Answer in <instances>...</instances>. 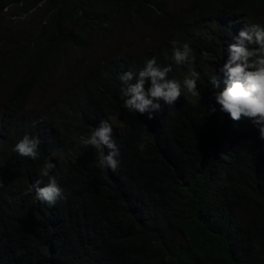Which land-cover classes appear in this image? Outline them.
I'll use <instances>...</instances> for the list:
<instances>
[{
	"label": "trees",
	"instance_id": "trees-1",
	"mask_svg": "<svg viewBox=\"0 0 264 264\" xmlns=\"http://www.w3.org/2000/svg\"><path fill=\"white\" fill-rule=\"evenodd\" d=\"M170 1L0 0V17L12 6L51 10L34 46L9 59L32 57V65L0 99V264H264V140L248 120L208 111L207 69L226 61L246 24L264 25V0H194L180 11ZM108 8L168 34L156 51L97 64L43 117L23 113L49 58L69 48L89 53ZM172 40L193 49L202 98L182 94L171 109L151 111L153 119L127 112L113 133L117 171L98 168L99 152L109 150L84 147L82 138L121 114L123 72L153 57L160 67L172 63ZM189 75L173 65L169 78L182 84ZM25 134L41 140L36 161L12 151ZM46 160L63 194L51 207L34 199V182H48L37 175Z\"/></svg>",
	"mask_w": 264,
	"mask_h": 264
},
{
	"label": "clouds",
	"instance_id": "clouds-1",
	"mask_svg": "<svg viewBox=\"0 0 264 264\" xmlns=\"http://www.w3.org/2000/svg\"><path fill=\"white\" fill-rule=\"evenodd\" d=\"M170 44L172 63L160 67L153 57L146 60L144 67L137 73L127 71L119 76L122 85V107L127 112L139 113L143 118L149 113L148 119H153L151 111L161 112L163 106L171 109L182 94L202 98L197 86L199 74L194 71L196 56L193 49L186 42L181 46L178 40H172ZM226 51L227 59L218 69L217 66L207 68L214 70L211 72L214 75L210 77L209 84L210 100L215 102L208 111L211 114L217 111L226 114L233 122L248 120L258 129L259 139L264 140V25L246 24L233 36ZM173 65L180 68L187 66L190 69V75L184 78L182 84L174 78H169ZM220 74L224 78L223 83ZM40 144L38 136L25 134L12 151L20 157L36 161L40 158ZM82 144L94 149L106 146L108 155L100 151L96 166L109 169L113 173L117 171L120 164L117 157L120 152L113 139V125L108 119L99 121L88 138H82ZM55 167L51 160H46L37 175L47 178V184L41 187V179H37L33 184L34 199L49 207L54 206L58 199H63L62 189L56 178L50 175ZM0 187H3V183H0Z\"/></svg>",
	"mask_w": 264,
	"mask_h": 264
},
{
	"label": "rangeland",
	"instance_id": "rangeland-1",
	"mask_svg": "<svg viewBox=\"0 0 264 264\" xmlns=\"http://www.w3.org/2000/svg\"><path fill=\"white\" fill-rule=\"evenodd\" d=\"M193 2L194 0H171L170 6L180 11L183 7L184 9L191 7ZM26 7V5L12 6L0 17V67L5 73L0 77V99L9 95L32 65V57L28 60L15 57L17 61L13 65L8 64L9 59L27 51L28 45L38 40L40 29L51 11L43 2L30 11H26ZM106 14L108 23L92 44L89 53L80 57L79 49L69 48L70 50L64 55L49 58L48 75L41 81V86L32 93L23 113L35 114L37 118L43 117L46 109L61 99L71 87L84 80L85 75L97 64L111 63V60L120 62L128 58L126 56L137 52L156 51L168 34L167 30L155 31L135 18L115 14L109 8ZM262 16L263 13L256 17ZM33 46L30 44V47ZM142 57L143 55L134 57L135 60L128 63H134ZM211 66L216 67L217 63L213 62L207 68ZM2 103L3 101L0 100V104ZM126 113L124 109L122 114L112 119L113 133L119 132V126Z\"/></svg>",
	"mask_w": 264,
	"mask_h": 264
}]
</instances>
